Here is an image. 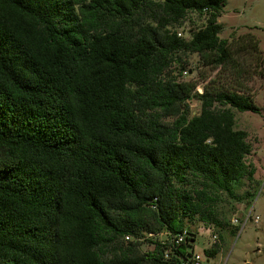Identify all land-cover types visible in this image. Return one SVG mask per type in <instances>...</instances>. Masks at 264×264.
<instances>
[{
  "label": "trees",
  "instance_id": "trees-1",
  "mask_svg": "<svg viewBox=\"0 0 264 264\" xmlns=\"http://www.w3.org/2000/svg\"><path fill=\"white\" fill-rule=\"evenodd\" d=\"M227 4L0 0V264H183L189 219L225 232L218 198L255 179L236 111L262 109L171 68L182 53L237 68ZM190 15L204 22L185 37Z\"/></svg>",
  "mask_w": 264,
  "mask_h": 264
},
{
  "label": "rangeland",
  "instance_id": "rangeland-1",
  "mask_svg": "<svg viewBox=\"0 0 264 264\" xmlns=\"http://www.w3.org/2000/svg\"><path fill=\"white\" fill-rule=\"evenodd\" d=\"M203 22L202 17L190 15L180 27V31L185 37H189ZM219 22L223 26L220 37L230 42L234 38L232 44L234 50L238 51L235 56L237 68L233 67L232 63L214 67L205 63L198 54L182 53V63L176 62L171 68L173 75L181 80L197 81V91L200 94L204 92L205 87L212 90H232L239 87L246 88L249 92L253 91L252 88H261L255 76L260 77L261 72H264V0H228ZM183 67L185 69L181 74ZM263 100L261 98L257 104L262 105ZM190 107L196 115L201 111V102L193 99L190 101ZM262 109L261 113L236 111L237 128L248 132V141L253 146L247 163L253 165L255 179L251 181L244 178L236 186L234 195L224 194L218 198L216 207L221 220L226 223L225 232L219 231L213 224L201 221L199 217L188 220V228L197 236V241L193 242L195 252L203 256L204 264L219 263V256L208 259L205 255L214 235H223L224 239L217 244H220L221 249H225L224 258L230 257V263L238 261L243 264L245 260L250 263L256 254L254 248L258 246L257 241L264 243V106ZM257 217L258 222L255 221ZM237 228H240L238 232L232 233V230L237 231ZM151 248L149 245H143V250Z\"/></svg>",
  "mask_w": 264,
  "mask_h": 264
},
{
  "label": "crops",
  "instance_id": "crops-1",
  "mask_svg": "<svg viewBox=\"0 0 264 264\" xmlns=\"http://www.w3.org/2000/svg\"><path fill=\"white\" fill-rule=\"evenodd\" d=\"M255 78H256V80H258L257 84L259 85V87H261V88H252L253 91H251L252 96H253L255 102L257 103V101L261 100V98L264 99V77H262V75H260V77L258 75H256ZM249 82L254 83L253 81H249ZM251 87H253V86H251ZM261 104L262 105H260V106L258 104L257 105L262 109L264 106V100ZM257 243H258V246L256 248H254V250L256 251L254 259H252V261H250V263L248 260H245V262L243 264H264V243H262L260 240H258ZM224 254H225V249L222 248L219 251V253L215 256V257L219 256V263L218 264H241L238 261L230 263V257H227L225 259ZM215 257H212V258H215Z\"/></svg>",
  "mask_w": 264,
  "mask_h": 264
},
{
  "label": "built area",
  "instance_id": "built-area-1",
  "mask_svg": "<svg viewBox=\"0 0 264 264\" xmlns=\"http://www.w3.org/2000/svg\"><path fill=\"white\" fill-rule=\"evenodd\" d=\"M182 35V34H180ZM186 73V72H185ZM259 219L258 217L256 218V222H258ZM186 237V233L178 235L177 237V242H181L185 239ZM126 241L129 242L131 241V237L128 236L126 237ZM219 242V236L218 235H214L213 236V242L212 244H210V247L208 249H210L212 246H214L215 244H217ZM212 245V246H211ZM166 256L169 257V253L166 252ZM183 264H204V258L201 254L198 253H194V255L192 257H190L189 259L185 260Z\"/></svg>",
  "mask_w": 264,
  "mask_h": 264
}]
</instances>
